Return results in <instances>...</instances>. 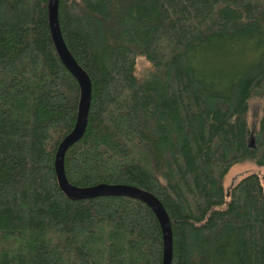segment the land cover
<instances>
[{
    "label": "trees",
    "instance_id": "obj_1",
    "mask_svg": "<svg viewBox=\"0 0 264 264\" xmlns=\"http://www.w3.org/2000/svg\"><path fill=\"white\" fill-rule=\"evenodd\" d=\"M46 1L0 0V264H161L143 202L75 200L57 185L78 85L50 40ZM57 21L91 88L66 180L152 193L170 264H264V186L256 173L222 185L247 159L264 174V0H58Z\"/></svg>",
    "mask_w": 264,
    "mask_h": 264
},
{
    "label": "water",
    "instance_id": "obj_2",
    "mask_svg": "<svg viewBox=\"0 0 264 264\" xmlns=\"http://www.w3.org/2000/svg\"><path fill=\"white\" fill-rule=\"evenodd\" d=\"M58 0L46 1V19L50 40L64 68L78 85L76 116L70 131L59 141L53 156V171L59 189L68 197L81 200L98 196H127L143 202L153 213L161 233V264L171 262V229L168 216L160 201L150 192L125 183H96L88 186L70 184L65 177L63 157L67 148L82 136L90 101V81L84 70L76 63L62 39L57 21Z\"/></svg>",
    "mask_w": 264,
    "mask_h": 264
},
{
    "label": "rangeland",
    "instance_id": "obj_3",
    "mask_svg": "<svg viewBox=\"0 0 264 264\" xmlns=\"http://www.w3.org/2000/svg\"><path fill=\"white\" fill-rule=\"evenodd\" d=\"M146 65L147 62L142 57H136L135 59L136 74H140L141 71L146 67ZM260 111H261V98L257 96L251 97L248 102V110L246 114L247 123L251 130H253L257 124ZM248 173H256L259 177L262 186H264L263 169L257 166L252 160L247 159L239 163L233 164L224 175L222 185L225 194L227 193L231 185H233L238 179H240L241 177H243Z\"/></svg>",
    "mask_w": 264,
    "mask_h": 264
}]
</instances>
